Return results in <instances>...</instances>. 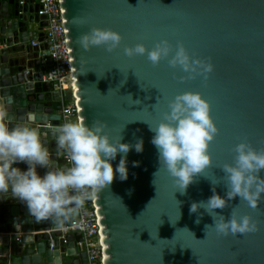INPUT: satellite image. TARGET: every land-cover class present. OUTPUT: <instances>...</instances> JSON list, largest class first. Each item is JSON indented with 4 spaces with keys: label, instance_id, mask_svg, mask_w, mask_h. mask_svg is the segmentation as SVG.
<instances>
[{
    "label": "water",
    "instance_id": "water-1",
    "mask_svg": "<svg viewBox=\"0 0 264 264\" xmlns=\"http://www.w3.org/2000/svg\"><path fill=\"white\" fill-rule=\"evenodd\" d=\"M34 1L0 0V105L10 129L26 125L39 131L54 168L62 169L64 151L53 132L59 124L61 93L43 80L51 60L44 32H36L46 20L37 14ZM59 2L78 120L89 126L97 119L105 121L111 137L121 134L122 143L143 140L141 153L133 148L127 154V179L121 181L116 174L95 199L103 264H264V200L258 211L239 197L215 210L227 220L239 205V215L253 216L260 230L246 236L218 237L205 229L213 219L204 209H199V224L198 214L189 212L192 202L208 200L213 187L225 197L220 167L233 162L237 143L247 140L254 148H264V0ZM91 27L117 31L121 46L112 53L103 47L84 51L76 39ZM33 37L42 41L39 47L30 45ZM161 39L173 46L180 42L190 55L210 59L214 71L208 80L182 82L180 77L187 74L170 68L167 60L154 67L146 55H124V46L143 43L151 49ZM186 91L199 92L209 102L219 133L209 146L211 166L181 194L160 166L149 126L154 128L168 111V102ZM70 96L67 90L63 98ZM120 156L111 161L114 170ZM13 166L27 170L22 162ZM36 170L43 176L48 169ZM259 175L264 179V170ZM80 238L79 232L64 234L51 220L37 222L26 204L10 192L0 194V264H86V254L76 244Z\"/></svg>",
    "mask_w": 264,
    "mask_h": 264
},
{
    "label": "clouds",
    "instance_id": "clouds-1",
    "mask_svg": "<svg viewBox=\"0 0 264 264\" xmlns=\"http://www.w3.org/2000/svg\"><path fill=\"white\" fill-rule=\"evenodd\" d=\"M75 22L85 23L82 19ZM122 40L121 34L111 28L91 27L76 42L84 51L103 47L112 53L121 46ZM123 52L129 58L146 55L154 67L167 60L170 68L179 67L187 74L180 77L182 82L197 77L206 82L214 71L210 59L194 57L182 43L173 46L167 39L157 41L151 49L143 43L124 46ZM210 111L209 102L199 92L186 91L168 102V111L154 128L149 126L154 133L151 143L157 149L160 166L174 178L181 194L186 193L194 177L201 176L212 164L209 146L219 129ZM6 117V109L0 105V194L10 192L11 197L26 204L29 215L37 222L51 220L61 229L79 215L87 201L97 199L99 193L109 188L116 174L121 181L127 179L126 157L130 150L143 151L142 139L134 145L122 143L121 134L118 138L111 137L105 121L97 119L89 126L81 118L53 129L58 149L66 153L70 162L69 167L57 169L48 148L41 142L39 131L26 125L10 129ZM233 152V162L220 167L226 179L225 197L218 195L213 187L207 201L192 202L189 208L190 214H198L197 224L200 223L199 209H204L213 219V225H205V229H213L218 237L246 236L260 230L253 216L238 214L239 205L232 209L227 220L215 211L223 210L236 197L258 211V204L264 200V179L259 175L264 170V148H254L243 140L235 145ZM118 153L121 156L114 170L111 161ZM21 162L27 164L26 171L13 166ZM37 166L48 170L40 176Z\"/></svg>",
    "mask_w": 264,
    "mask_h": 264
},
{
    "label": "built area",
    "instance_id": "built-area-1",
    "mask_svg": "<svg viewBox=\"0 0 264 264\" xmlns=\"http://www.w3.org/2000/svg\"><path fill=\"white\" fill-rule=\"evenodd\" d=\"M20 2H23V0H20ZM37 3V14L43 16V19L46 20L43 30L44 41L47 43L48 55L51 60L49 69L43 75V80L52 82L54 88L61 93L58 127L66 122L78 120L77 98L74 95V80L71 75L70 48L67 44L63 10L59 0H37ZM41 43L42 41L38 40L37 37L30 41L32 47H39ZM44 53L45 49L42 50V54ZM67 90L70 91L71 96L69 99H64ZM62 157L66 167H69L70 162L65 152H63ZM96 209L95 200L87 201L71 224L62 228L64 234L69 231L81 233V238L76 244L80 251L85 252L86 264H103V245L100 240V226ZM74 224H82V226L74 227ZM16 240H19V238L17 237Z\"/></svg>",
    "mask_w": 264,
    "mask_h": 264
},
{
    "label": "crops",
    "instance_id": "crops-1",
    "mask_svg": "<svg viewBox=\"0 0 264 264\" xmlns=\"http://www.w3.org/2000/svg\"><path fill=\"white\" fill-rule=\"evenodd\" d=\"M37 2V0H35L33 3H36ZM40 27V28H39ZM44 30V26H39V24L37 25V29H36V32H41V31H43ZM44 32V31H43ZM36 37H33L32 39H35ZM31 39V40H32ZM30 40V41H31ZM30 43V42H29ZM47 71V70H46ZM61 156H63V153L61 154ZM19 235V234H18Z\"/></svg>",
    "mask_w": 264,
    "mask_h": 264
},
{
    "label": "bare ground",
    "instance_id": "bare-ground-1",
    "mask_svg": "<svg viewBox=\"0 0 264 264\" xmlns=\"http://www.w3.org/2000/svg\"><path fill=\"white\" fill-rule=\"evenodd\" d=\"M74 89L76 90V87H74Z\"/></svg>",
    "mask_w": 264,
    "mask_h": 264
}]
</instances>
